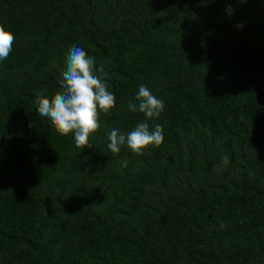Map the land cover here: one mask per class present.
I'll use <instances>...</instances> for the list:
<instances>
[{
  "label": "trees",
  "instance_id": "16d2710c",
  "mask_svg": "<svg viewBox=\"0 0 264 264\" xmlns=\"http://www.w3.org/2000/svg\"><path fill=\"white\" fill-rule=\"evenodd\" d=\"M0 26V264H264V0H0ZM72 45L115 96L83 149L34 103ZM141 84L163 141L113 154Z\"/></svg>",
  "mask_w": 264,
  "mask_h": 264
},
{
  "label": "clouds",
  "instance_id": "9594fccd",
  "mask_svg": "<svg viewBox=\"0 0 264 264\" xmlns=\"http://www.w3.org/2000/svg\"><path fill=\"white\" fill-rule=\"evenodd\" d=\"M232 11L229 7V15ZM237 27H243V24L240 23ZM14 40V34L0 26V61L8 58ZM61 76L60 90L52 97L37 92L34 99L37 114L45 118L61 136L72 134L77 148L92 147L90 134L100 127V113L110 114L115 107L114 93L108 90V73L103 65L97 68L95 58L82 47L72 45L66 54V67ZM127 107L130 112L142 113L145 120L126 135L118 129L109 131L106 134L107 148L113 154H118L121 146L127 145L134 155L142 156L148 147H159L163 141L162 126L155 124L150 127L147 121L160 117L164 111V102L141 84L134 101H129ZM221 163L228 165L227 155L221 157ZM123 164L126 166L127 161ZM226 226L223 221L220 222L221 229Z\"/></svg>",
  "mask_w": 264,
  "mask_h": 264
}]
</instances>
